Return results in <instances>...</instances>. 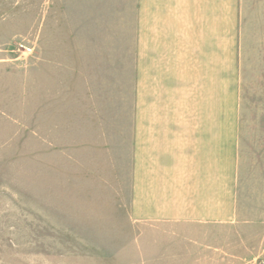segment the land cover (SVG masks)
<instances>
[{
    "label": "rangeland",
    "instance_id": "obj_1",
    "mask_svg": "<svg viewBox=\"0 0 264 264\" xmlns=\"http://www.w3.org/2000/svg\"><path fill=\"white\" fill-rule=\"evenodd\" d=\"M65 12L58 0H0V264H264V188H248L238 223L208 240L133 223L135 50L67 47L63 30L80 18ZM229 66L216 64L215 120L246 124L248 177L264 176V50L232 49Z\"/></svg>",
    "mask_w": 264,
    "mask_h": 264
},
{
    "label": "crops",
    "instance_id": "obj_2",
    "mask_svg": "<svg viewBox=\"0 0 264 264\" xmlns=\"http://www.w3.org/2000/svg\"><path fill=\"white\" fill-rule=\"evenodd\" d=\"M61 1L64 17L80 18L63 30L67 47L135 50L127 125L133 223L174 240L188 232L208 240L216 227L237 224L248 188H264V176L248 177L246 124L215 120L216 64L231 65L232 49L264 50V0ZM230 75L229 66L223 80Z\"/></svg>",
    "mask_w": 264,
    "mask_h": 264
},
{
    "label": "built area",
    "instance_id": "obj_3",
    "mask_svg": "<svg viewBox=\"0 0 264 264\" xmlns=\"http://www.w3.org/2000/svg\"><path fill=\"white\" fill-rule=\"evenodd\" d=\"M20 48L26 49L27 52H29V53H31V51H32L31 48H27V47H25L23 45H20Z\"/></svg>",
    "mask_w": 264,
    "mask_h": 264
}]
</instances>
